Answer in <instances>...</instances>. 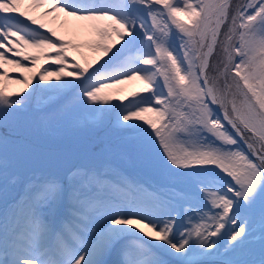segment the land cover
Returning <instances> with one entry per match:
<instances>
[{"label": "snow or ice", "instance_id": "6c2138e0", "mask_svg": "<svg viewBox=\"0 0 264 264\" xmlns=\"http://www.w3.org/2000/svg\"><path fill=\"white\" fill-rule=\"evenodd\" d=\"M0 70V264H264V0H0ZM38 96L46 128L105 137L18 153Z\"/></svg>", "mask_w": 264, "mask_h": 264}, {"label": "rangeland", "instance_id": "374dc122", "mask_svg": "<svg viewBox=\"0 0 264 264\" xmlns=\"http://www.w3.org/2000/svg\"><path fill=\"white\" fill-rule=\"evenodd\" d=\"M53 27H56L59 30V25H52ZM44 31V30H43ZM69 56H75L77 59L81 58L80 53H69ZM13 59H18L16 57H11ZM28 62H25V64H27ZM30 66V65H28ZM57 66L55 65H51L48 64V68H53L55 69ZM2 71V70H0ZM9 77L10 79L12 78H21L20 74L18 72H13V71H9ZM133 82H139V81H133ZM53 83H58V81H56L55 79L53 80ZM52 83V84H53ZM131 83V82H130ZM130 83H127L125 85H122L121 87L125 90ZM10 88H13V90L19 93H24L26 90H23L22 86L20 85H15V84H9ZM28 90V89H27ZM10 91V90H9ZM16 96V95H15ZM24 95H20L18 98H12L13 100H19L22 99ZM42 97H39V100L34 102L32 101L31 104V109H26L22 112V114H25L26 118H28V116L32 119H28L26 121H24V127L21 128L22 132L25 135H28V137H32L34 138H38L40 141H42V135L46 133L47 130L46 127L42 124L40 116H38V114L36 115V113H34L35 111H33L32 109H36V112L38 110V107L42 104ZM34 116V117H33ZM73 116H76L77 118H79L78 114H73L70 118H72ZM37 122H36V120ZM69 119H66L65 121L61 122V123H66ZM60 123V124H61ZM38 124L41 125V129L39 128ZM59 125V124H56ZM42 127L44 130H42ZM48 128V127H47ZM51 129V133L52 130L55 128L54 126H50L49 127ZM86 130V128H82L81 131L84 132ZM65 139H61L62 141L65 140L66 145L68 147V149H60V148H45V147H41V146H36V145H31L30 143H23L24 145L21 147L19 146V150L18 153L20 154H28L34 157H57L59 155H62L64 153L70 152V151H74L77 149H81V146H85V142L82 141V137L84 136H80L78 139H76V137L74 136V132L73 129L71 127V125L69 126V124H67V127H65ZM97 132V130L95 131ZM81 139V140H80ZM108 141L110 143H116V138L114 137H109L107 138ZM41 148V149H40ZM128 154H131V156H129L130 159L133 160V168H127L128 171V175L136 177L138 179H142V180H148V179H153L154 178V170H153V166L151 165V163L149 162L148 158L139 155L137 153L134 152H128V151H121V150H117L115 152H113L110 155V159L114 162V164L120 169V167H127L128 164L127 162H125L124 157ZM136 165L138 166L139 170L137 169ZM16 168V171L15 169ZM24 167L20 164H15L14 167L12 168V171L15 172L16 174L18 172H20ZM55 170V169H53ZM114 178H118V177H114ZM10 196V195H9Z\"/></svg>", "mask_w": 264, "mask_h": 264}]
</instances>
